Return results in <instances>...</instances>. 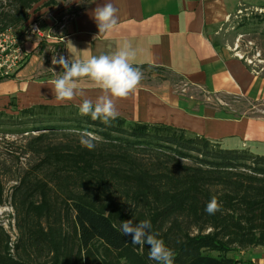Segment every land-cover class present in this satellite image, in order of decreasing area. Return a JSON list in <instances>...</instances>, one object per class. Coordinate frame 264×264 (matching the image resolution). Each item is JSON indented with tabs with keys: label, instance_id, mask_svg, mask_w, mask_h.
Returning a JSON list of instances; mask_svg holds the SVG:
<instances>
[{
	"label": "trees",
	"instance_id": "1",
	"mask_svg": "<svg viewBox=\"0 0 264 264\" xmlns=\"http://www.w3.org/2000/svg\"><path fill=\"white\" fill-rule=\"evenodd\" d=\"M44 1L0 0V37L27 26ZM85 131L99 138L94 150L80 144ZM25 134L22 157L35 162L11 180L19 237L0 224V264H157L122 232L128 219H150L173 264H245L231 255L264 247V157L163 124L118 117L106 126L74 106L0 113V136ZM213 196L221 209L209 215ZM4 197L0 177L1 207Z\"/></svg>",
	"mask_w": 264,
	"mask_h": 264
},
{
	"label": "crops",
	"instance_id": "2",
	"mask_svg": "<svg viewBox=\"0 0 264 264\" xmlns=\"http://www.w3.org/2000/svg\"><path fill=\"white\" fill-rule=\"evenodd\" d=\"M106 2L89 1L64 25L62 56L84 61L91 56L111 55L120 43L128 40L137 50L134 67L168 71L212 95L264 99V79L214 38L242 8L259 10L264 0H111L118 9L119 23L114 31L100 34L93 13ZM153 71L141 79L127 98L115 100L119 118L129 123L172 126L190 137L214 142L233 138L264 143V121L248 118L232 121L223 110L196 102L185 90L179 93L172 90ZM40 80L23 82L17 75L16 80L0 83V90L10 86L11 93L26 94L36 105L77 108L84 99L95 102L103 94L90 79L83 78L77 81L82 95L58 102L52 80ZM255 259L264 264V249Z\"/></svg>",
	"mask_w": 264,
	"mask_h": 264
},
{
	"label": "rangeland",
	"instance_id": "3",
	"mask_svg": "<svg viewBox=\"0 0 264 264\" xmlns=\"http://www.w3.org/2000/svg\"><path fill=\"white\" fill-rule=\"evenodd\" d=\"M89 1L91 0H45L42 4L37 5L31 12V20L27 26L20 30H12L4 37H0L2 48H4V50L0 48V67H5V64L9 65L14 57H20L19 72H17L18 70L12 71L9 75L17 73L19 80L23 82L42 81L40 80L42 78L53 81L62 76L63 68L58 64L53 65L52 60L62 56L63 43L61 39L65 36L63 27L78 15ZM47 3L49 5L44 6ZM257 17L264 20V4L259 10L242 8L218 30V35L214 38L217 43L229 47L232 54L238 55L254 74L264 79V23L259 24ZM35 22L40 25V35L32 33V26ZM21 71L23 73L20 75ZM140 71L143 74L142 78H145L150 76L153 70ZM153 72L161 76L162 80L172 87V90L178 93L185 90L189 96H193L196 102L212 107V109L223 110L224 114L229 116L232 121L242 118L264 121V99L262 98L256 101L254 98L212 95L186 84L182 78L168 71ZM6 88L0 90V113L17 115L20 110L37 106L24 96L26 94L20 96L11 93L10 86ZM42 105L45 104L42 103ZM37 134L39 133L32 135ZM27 135L25 134L24 137L19 135L0 136V177L5 189L4 200L6 202L5 207L0 206V224L9 232L13 241L19 237L16 227L19 217L12 208V188L16 182L11 180L20 178L23 171L35 162L34 158L22 157ZM215 144L224 150L247 152L255 158L264 157V143H250L228 138L218 143L215 142ZM8 167L10 173L5 176L3 172ZM263 249L264 247L251 248L236 252L231 256L236 257L237 260L240 259L245 264L254 262V264H258L255 256L259 253L262 254ZM120 264L127 263L125 260H121Z\"/></svg>",
	"mask_w": 264,
	"mask_h": 264
},
{
	"label": "clouds",
	"instance_id": "4",
	"mask_svg": "<svg viewBox=\"0 0 264 264\" xmlns=\"http://www.w3.org/2000/svg\"><path fill=\"white\" fill-rule=\"evenodd\" d=\"M100 34L114 31L119 23L118 9L111 0L102 6H97L93 13ZM137 50L131 42L124 40L118 45L117 50L111 55L91 56L84 61L68 59L60 56L52 60L53 65L63 68L62 76L52 81L55 99L58 102L71 101L77 95H82V90L77 88V81L83 78L90 79L102 91L95 102L84 99L79 105L81 116H90L92 120H100L104 125L110 126L119 113L115 106L116 99H125L135 91L141 79L142 72L133 66ZM98 137L91 132L80 134V144L89 151L94 150ZM221 204L213 196L205 207L209 215L220 211ZM134 219L121 221L122 232L132 238V242L145 245L149 248V259L157 264H173L174 252L168 248L163 239L158 238L159 233L152 231L150 219L135 222Z\"/></svg>",
	"mask_w": 264,
	"mask_h": 264
},
{
	"label": "built area",
	"instance_id": "5",
	"mask_svg": "<svg viewBox=\"0 0 264 264\" xmlns=\"http://www.w3.org/2000/svg\"><path fill=\"white\" fill-rule=\"evenodd\" d=\"M32 33L34 34H41L40 31V25L38 22H35V24H33L32 26ZM4 37V35H3ZM0 48L4 50V48H2L1 42H0ZM5 67H0V75H8L9 73H11L12 71H16L18 69L21 68V61H20V57H14L11 61V63L9 65L5 64ZM254 264V263H252Z\"/></svg>",
	"mask_w": 264,
	"mask_h": 264
}]
</instances>
